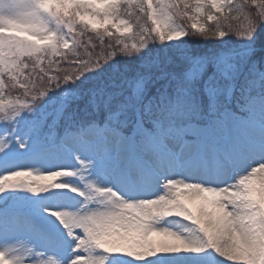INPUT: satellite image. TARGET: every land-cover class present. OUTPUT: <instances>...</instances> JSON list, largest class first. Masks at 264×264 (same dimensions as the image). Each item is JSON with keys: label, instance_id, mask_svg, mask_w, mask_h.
I'll use <instances>...</instances> for the list:
<instances>
[{"label": "snow or ice", "instance_id": "1", "mask_svg": "<svg viewBox=\"0 0 264 264\" xmlns=\"http://www.w3.org/2000/svg\"><path fill=\"white\" fill-rule=\"evenodd\" d=\"M0 121V264H264V0H0Z\"/></svg>", "mask_w": 264, "mask_h": 264}, {"label": "trees", "instance_id": "2", "mask_svg": "<svg viewBox=\"0 0 264 264\" xmlns=\"http://www.w3.org/2000/svg\"><path fill=\"white\" fill-rule=\"evenodd\" d=\"M251 11H255L254 8L250 6ZM178 23L184 25L187 27L190 35L186 37V40L189 41L190 47L193 50H203V51H209L213 48L214 45H217L221 42V38L218 36H215L212 34V32H208L206 35H201L195 30L191 29L190 26L184 21V20H179ZM233 25H237L239 23H243V20L241 19L240 21H232L231 22ZM209 27L215 28V23H211L208 25ZM135 31V27L133 29ZM87 36H91L94 40L96 39L95 33H87L85 36V39H87ZM228 37H225L227 39ZM233 40L238 39L234 34L231 36ZM107 37H105V41L107 42ZM129 44H131L133 41L128 40L127 41ZM113 44H115V40L113 39ZM108 51H111V49H108ZM121 59H131V57H120ZM16 96L20 95V93H15Z\"/></svg>", "mask_w": 264, "mask_h": 264}, {"label": "rangeland", "instance_id": "3", "mask_svg": "<svg viewBox=\"0 0 264 264\" xmlns=\"http://www.w3.org/2000/svg\"><path fill=\"white\" fill-rule=\"evenodd\" d=\"M131 34L126 33L125 37L129 36ZM125 37H122L123 39ZM183 39H186V37H183ZM11 118L10 114H9V119ZM3 127H4V122L0 121V131H3ZM63 178V177H62ZM60 202L62 203L63 206L69 208V209H74L76 207H78L79 204V198L78 197H74L72 194H65L61 199ZM217 259L223 260L224 264H232V262L227 261L225 258L223 257H216ZM138 263V262H137Z\"/></svg>", "mask_w": 264, "mask_h": 264}, {"label": "bare ground", "instance_id": "4", "mask_svg": "<svg viewBox=\"0 0 264 264\" xmlns=\"http://www.w3.org/2000/svg\"><path fill=\"white\" fill-rule=\"evenodd\" d=\"M161 255V254H158ZM146 259H151V257H147ZM137 264H143V262H138Z\"/></svg>", "mask_w": 264, "mask_h": 264}]
</instances>
